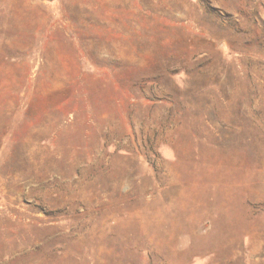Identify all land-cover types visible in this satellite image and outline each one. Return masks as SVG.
Here are the masks:
<instances>
[{"label": "rangeland", "instance_id": "1", "mask_svg": "<svg viewBox=\"0 0 264 264\" xmlns=\"http://www.w3.org/2000/svg\"><path fill=\"white\" fill-rule=\"evenodd\" d=\"M0 264H264V0H0Z\"/></svg>", "mask_w": 264, "mask_h": 264}, {"label": "water", "instance_id": "2", "mask_svg": "<svg viewBox=\"0 0 264 264\" xmlns=\"http://www.w3.org/2000/svg\"><path fill=\"white\" fill-rule=\"evenodd\" d=\"M46 1H49V2H51V1H54V0H46Z\"/></svg>", "mask_w": 264, "mask_h": 264}]
</instances>
